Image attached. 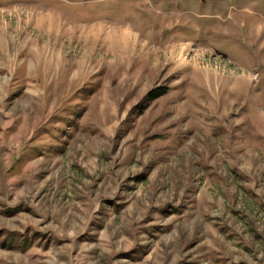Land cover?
<instances>
[{"label": "rangeland", "instance_id": "374dc122", "mask_svg": "<svg viewBox=\"0 0 264 264\" xmlns=\"http://www.w3.org/2000/svg\"><path fill=\"white\" fill-rule=\"evenodd\" d=\"M0 264H264V0H0Z\"/></svg>", "mask_w": 264, "mask_h": 264}, {"label": "trees", "instance_id": "16d2710c", "mask_svg": "<svg viewBox=\"0 0 264 264\" xmlns=\"http://www.w3.org/2000/svg\"><path fill=\"white\" fill-rule=\"evenodd\" d=\"M165 95V91L161 90L160 92L157 93H152L150 94V96L153 98V100L159 98V97H162Z\"/></svg>", "mask_w": 264, "mask_h": 264}]
</instances>
